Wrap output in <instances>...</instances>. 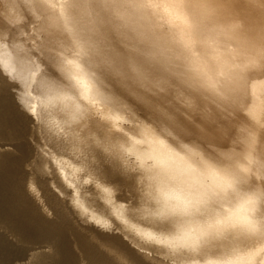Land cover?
<instances>
[{
    "label": "bare ground",
    "instance_id": "1",
    "mask_svg": "<svg viewBox=\"0 0 264 264\" xmlns=\"http://www.w3.org/2000/svg\"><path fill=\"white\" fill-rule=\"evenodd\" d=\"M6 1H9L10 5L16 3L17 8L23 11L18 7L20 4L16 2L17 0H0V3L7 4ZM20 1L28 14H32L36 20L47 21L48 25L51 14H53L51 17L53 19L60 14L65 16L72 14L69 9L60 5L52 8L41 3L40 0H19L18 2ZM18 9L16 10L20 13ZM5 10L3 9L5 13H8L6 15L9 16L10 12V16L11 14L16 16L15 12L17 11L13 14L10 10L9 12L6 8ZM80 11L91 21L101 41L111 29L118 34V39H123L129 47L144 40L158 42L162 49L167 50L164 57L166 75L158 76L155 79L151 77L137 79L133 76L119 85L107 87L111 89L110 91L97 93V96L94 97L101 109L104 110L102 118L106 122L100 120H95V122L107 128V133L115 137L118 125L122 123V117L130 118L135 115L132 128L139 132L152 130L154 145L159 140L165 142L168 151L163 158L170 159L173 163L171 166L173 171L178 168L180 170L191 168L190 173L178 175L177 180L191 191L192 198L197 197L205 187L212 185L216 177L223 176L224 170L231 164L240 165L246 170L239 182L234 181V187L239 191L240 199L235 202L229 200L224 204V207L248 213L251 215L249 220L251 224L257 222L258 219L264 220L260 214L261 207L264 206V195H262L264 194V142L259 143L258 140L260 137L263 140L264 138L261 133H257L260 131V127L264 128V0H203L202 5L195 4L193 6L171 2L146 5L139 0H133V2L117 3L111 7L86 3ZM27 15L23 16L24 20ZM20 16L22 15L20 14ZM29 18L28 16L26 20ZM20 25H23L21 21ZM26 25L23 26L26 28ZM34 28V31L37 30L36 25ZM26 29L28 30V28ZM45 31H42V35L45 37L44 41L42 39L43 43L48 42ZM38 33L41 31L37 32V36L40 38ZM9 34L11 35V32ZM3 40L5 41V38ZM8 40L7 42H9ZM3 45L5 44L3 43ZM13 46L15 47L14 43ZM13 50L15 51V49ZM49 50L56 53L52 57V59H56L48 66V69L53 72L54 68L55 72H58L61 69L56 68L57 59L61 54L63 57H67L69 53L61 52L60 49L53 48L51 45ZM5 53L7 52L3 54ZM43 55L45 56V54ZM10 56L14 58L15 55L11 54ZM82 56V53L79 57L70 55L68 59L76 62ZM19 58L20 55H16L14 62L17 65L22 62ZM5 61L6 64L2 60L0 61L4 72L17 73L9 65L11 63ZM84 70L88 73L93 71L89 67ZM196 72L207 73L214 79L227 81L228 90L224 92L223 96H219L201 88L191 78V74ZM173 73H185L186 75L173 81L168 78ZM217 73L224 75L217 77ZM26 74L28 75L27 72L24 75ZM66 74L68 75L64 76V80L69 82L71 74ZM16 77L23 80L17 75ZM16 81L20 80L12 77V81L8 82L12 85ZM27 85L24 83L22 88L27 89ZM169 86L174 91L170 92ZM74 92L76 93L75 90ZM75 95L77 96V93ZM77 97L83 101L81 107H85V111L89 108L88 112H90L91 103H88V107H86V101ZM138 101L158 109L160 113L171 118L183 129L190 138L179 135L167 124H164L165 133H171L172 137H175L181 145H185L187 148L182 150L181 147L173 143L169 135L162 133L152 122L157 119V115L143 110L137 103ZM121 126L119 125L118 129ZM151 156L143 155L141 160ZM197 158H199L198 164L195 162ZM220 161L228 163L222 164ZM157 172L153 171L152 173ZM161 187H164L165 191L169 190L160 179L158 188L161 189ZM129 188L132 190V197L142 194L140 184L129 186ZM96 189L101 192L105 188L97 186ZM125 193H127V189ZM151 193L158 196L159 190ZM102 201L105 203H101ZM150 202L152 201L147 198L141 202L139 214L133 217L130 213L124 212L120 206L114 205L109 197L100 200L97 202L96 211L92 212L90 216V219L93 220L90 221L91 223L87 221V218L77 219V227H72L69 237H67L70 246L77 247L88 257L95 249L97 255L93 257V259L96 258L93 264L112 262L104 257V249L115 253L117 257H125L127 264H145V258L141 253H146L147 258L156 260L158 264H199L198 255L209 256L210 254L214 257L215 251L216 254H227L230 257L238 255L234 264H250L248 262L252 259L249 256L238 253L231 247L230 234H220L218 238L211 240L202 239L182 255L177 254L181 252L180 249L174 250L160 243L168 239L172 240L175 234L161 232L159 234L161 236L157 235L153 240L151 237L152 226L156 227L152 214L161 209L151 207ZM71 216L72 211L67 215L63 214L64 220H67L70 225ZM104 218L108 219V222L116 221L121 232H131L136 238V243L134 242L136 246L130 248V251H126V253L119 254L118 251H115V241L110 240V232L101 228H109ZM137 219L143 220V222L139 223ZM202 229H205V226L198 222L189 224L185 228L186 231L195 233ZM208 242L212 243L208 244ZM170 250L172 256L168 253ZM128 252L133 256H130ZM153 252L154 256L149 255ZM158 257H164V259ZM189 257L192 258L189 259ZM180 260L184 261L181 263ZM211 261L205 262L210 263ZM73 263H75L74 260L67 262V264Z\"/></svg>",
    "mask_w": 264,
    "mask_h": 264
},
{
    "label": "rangeland",
    "instance_id": "2",
    "mask_svg": "<svg viewBox=\"0 0 264 264\" xmlns=\"http://www.w3.org/2000/svg\"><path fill=\"white\" fill-rule=\"evenodd\" d=\"M18 1H16L20 4L18 7L24 13L17 8L16 3V5L14 3L10 5L9 1H6L7 4L4 2L0 3V9L2 8V12L0 11V34L3 32V37L6 34L4 37L5 41L3 40L4 38L0 39V42H2L0 44V53L2 50L0 61L2 60L6 64L5 60H7L12 64L9 65L17 71L15 74L23 78V80L18 79L15 74L8 71L7 75L20 81H16L12 85L8 81L0 84V264H32V259L36 255V249L44 247L50 248L53 252L48 264H67L69 260H74L75 263L73 264H93L96 259H93V257L97 255L95 249H93L94 252L88 257L80 249L69 244L67 237H69L72 227H77V219L87 218V221H93L90 219V216L92 212L96 211L97 202L107 197L110 198L114 205L120 206L126 213H129V208L133 205L140 209L141 202L146 200V194L159 190L161 177L157 173H152L153 171H158L155 163L165 161L170 167L173 166V163L169 158H163L164 154H167L168 151L165 142L159 140L154 145L155 140L152 137V130H149V132H139L135 128H132L135 115L130 118L122 117V123L119 124L122 126L118 129V125L115 137L107 133V128L95 122V120L106 121L102 118L104 117V110L101 109L94 96L99 92L110 90H106V87H102L95 78H92L91 71L89 72L91 86L89 101H92L90 105L92 115L87 116L88 110H90L88 108L85 111L86 118L79 121V123L71 125V130L65 124L68 116L62 110V105H41L40 101L42 99H45L46 96H56L60 89L64 90L63 94L67 92L69 95L70 93L80 103H83V101H80L75 95L76 93L71 89L70 83L64 80V76L68 75L66 73H72L63 63L61 59L63 57L62 54L60 57L58 56L59 59H57L56 65V68L59 67L61 69H58L61 75L59 77L52 75L55 71L54 68L53 72L48 69V66L56 59H52L55 52L49 50V43L41 44L45 40L42 31L46 29L45 33L48 34V22L36 20L32 14L29 13V15L27 10L24 9L22 2ZM2 3L4 4L2 5ZM6 5H8L9 9ZM12 7L13 10L11 9ZM5 8L7 12L10 10L13 13L18 9L20 13L17 11L15 12L16 16L14 13V16L12 14L10 16L9 12L8 16L6 15L8 13L3 11ZM25 12H27L26 15L28 14L27 17H30L29 21L26 20L27 17L25 20L23 18V16H26ZM17 15L20 17H17ZM51 17H53V14H51ZM20 21L23 25L27 23L26 28L28 30L23 25H20ZM35 25L37 28L36 32L34 31ZM6 30L8 31L6 32ZM38 31H41V33H38L41 36L40 38L37 36ZM10 32L12 36L9 34ZM4 52L7 53L3 54ZM10 53L13 56L15 55L14 58H11ZM16 55H20L19 60L22 61L20 62L21 64L17 65L14 62ZM75 63L79 64L83 70L89 67L84 63L83 56L78 58ZM26 72L28 75H24ZM44 73H48V75H44ZM42 76L45 81H48V88L43 90L37 88V83ZM24 77L27 82L24 80ZM96 77L104 81V85L107 87L111 86L99 72H96ZM24 83L28 84L26 86L27 89L22 88ZM17 93L20 99L25 102L28 111L34 112L35 120L38 124L33 121L28 111L22 109L20 104L17 103ZM89 101H86V107H88ZM99 117L101 119H97ZM38 127L40 136L37 135ZM257 133H261L264 138L263 127H260V131ZM74 137L78 138V141L73 142ZM125 137L127 138V142ZM93 139L99 141V143H93ZM258 140L259 143L264 142L262 137ZM61 141L65 143L66 147L60 148ZM116 144H124L126 147L130 146L132 154L137 158L135 161L127 158L124 159L123 163L128 169L140 170L146 173L137 178L140 181L142 193L138 194V197H135V195L132 197V190H130L127 184L121 186L119 184L107 183L87 163L89 160L99 161L100 157L97 153L102 150H110V146ZM146 154L152 156L141 160V157ZM37 158L42 161L39 169L33 168V163ZM78 160H83L84 162L78 163ZM198 161L199 158L195 160L196 164H198ZM180 171L179 168L178 170H174L175 173H179ZM29 185H31V191H29ZM97 186L107 188L108 192H98ZM126 189L127 193H125ZM135 200H139V203ZM101 203H105V201ZM153 204L154 201L149 203L151 207H154ZM156 208L160 210L159 207ZM70 211H72L71 225L63 218V214L67 215ZM232 211L238 217L250 220L251 215L248 213L240 210ZM105 221L108 223L107 226L109 228H101L110 232V240L115 241V251H118L119 254L122 252L126 253V251H130V248L136 246V238L131 232H121L119 224L116 221L112 220L108 222V219ZM137 221L139 223L143 222L140 219H137ZM262 223H264V220L258 219L257 222H253V228L250 230L235 228L226 229L221 232L222 235L230 234L231 247L238 253L249 256L252 259L248 262L250 264H264V229L261 228ZM202 231L204 229L198 233L192 231L193 240ZM159 234L161 232L152 226L151 237L153 240ZM211 243L208 242V244ZM168 253L172 256L171 250ZM128 254L133 256L132 253L128 252ZM149 255L154 256V252ZM237 256L233 257L231 255L230 257L227 254H216L215 251L214 257L210 254L209 256L198 255V263L234 264ZM150 260L151 264H158L156 260ZM107 264H113V262H108Z\"/></svg>",
    "mask_w": 264,
    "mask_h": 264
},
{
    "label": "snow or ice",
    "instance_id": "3",
    "mask_svg": "<svg viewBox=\"0 0 264 264\" xmlns=\"http://www.w3.org/2000/svg\"><path fill=\"white\" fill-rule=\"evenodd\" d=\"M40 2L52 8L60 5L71 11L72 14L69 16L60 14L55 19L49 17L46 40L53 48H58L61 52L67 51L69 55L79 57L82 53L84 63L93 69L92 78H95L102 87H106V90L111 89L104 85V81L96 77L97 71L107 80L109 85H119L133 76L137 79H148L150 77L155 79L158 76L166 75L167 70L164 67V57L167 50L162 49L158 42L140 40L138 43L129 47L123 39H118V34L111 29L108 30L107 36L101 41L91 21L80 11L86 3L111 7L117 3L133 2V0H40ZM139 2L146 5L171 2L193 6L195 4L202 5L203 0H139ZM3 38V35L0 34V39ZM61 59L72 73L71 80L69 81L71 88L76 91L77 96L88 101L89 93L91 92L89 73L85 72L74 60L67 59V57H62ZM44 75H48V73H44ZM52 75L60 76L61 74L54 71ZM184 75L186 74L173 73L168 78L175 81ZM223 75V73H217V77ZM61 78L63 79V77ZM191 78L201 88L219 96H223L224 92L228 90L227 81H221L218 78L214 79L212 76L207 75V73L196 72L191 74ZM4 81L11 82L12 77L7 75L3 67L0 66V84ZM189 87H191V84H189ZM37 88L42 90L48 88V81H45L43 76L37 83ZM169 91H174V89L169 86ZM63 93L64 90L60 89L56 96H46L40 103L41 105H62V110L68 116L65 124L71 130V125L85 119L86 113L77 99ZM16 100L22 109L28 111L25 102L20 99L18 93L16 94ZM89 103H92V101H89ZM137 103L146 112L150 111L154 115H157V119L152 122L156 124V127L162 133H165L164 124H167L179 135L190 138L171 118L160 113L158 109L142 104L139 101ZM28 114L36 122L34 112L28 111ZM91 115V112L87 113V116ZM36 123L38 124V122ZM165 134L169 135L173 143L181 147L182 150L187 148V146L181 145L175 137H172L171 133ZM37 135L40 136L39 127L37 129ZM121 135L123 134L121 133ZM125 140L127 142L126 137ZM75 141H78V138L74 137L73 142ZM93 143L98 144L99 141L93 139ZM63 147H66V145L61 141L60 148ZM97 155L100 157L99 161L89 160L87 163L107 183L119 184L121 186L127 184L130 187L137 186L140 184V181L137 179L138 176L146 174L140 170H130L124 165L123 161L125 158L131 161L137 159L132 154V148L130 146L126 147L124 144L111 145L110 150H102ZM77 162L83 163L84 161L78 160ZM220 163L224 164L228 162L220 161ZM41 165L42 161L37 158L33 163V168L39 169ZM155 167L158 169L157 175L161 177L162 184L166 185L169 190L165 191L164 187H161L158 196L147 193L146 198L154 201V207L161 209L152 214L157 230L162 233L175 234L172 240L160 243L174 250L180 249L181 252L177 254L182 255L183 252L193 247L194 244L199 243L201 239L211 240L218 238L221 232L226 229L243 228L250 230L253 228V225L248 220L238 217L231 209L224 207V204L229 200L235 202L240 199V193L234 187V181L239 182L246 172L240 165L231 164L230 167L224 170L223 176L216 177L212 185L205 187L195 198H192L191 191L181 185L177 180L178 175L190 173L192 171L191 168H185L179 173H175L165 161L156 162ZM241 186L243 187V185ZM31 190V185H29V191ZM104 191L108 192V189L105 188ZM185 193L188 194L186 195ZM137 203H139V200H137ZM139 212L140 210L134 205L130 206V215L135 217ZM260 214L264 217V206L261 207ZM197 222L202 223L205 229L193 240L191 232L186 231L185 228L187 225ZM261 228L264 229V223L261 224ZM52 255L53 252L50 248H38L36 249L35 257L32 259V264H48L49 258ZM103 255L112 261L113 264H127L125 257H117L115 253L107 249L103 250ZM141 255L145 258V264H151V260L147 258L146 253H141ZM158 258L164 259V257ZM191 258L189 257V259Z\"/></svg>",
    "mask_w": 264,
    "mask_h": 264
}]
</instances>
